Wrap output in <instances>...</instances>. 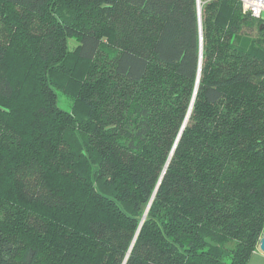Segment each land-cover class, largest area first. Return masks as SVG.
<instances>
[{
  "label": "trees",
  "instance_id": "1",
  "mask_svg": "<svg viewBox=\"0 0 264 264\" xmlns=\"http://www.w3.org/2000/svg\"><path fill=\"white\" fill-rule=\"evenodd\" d=\"M200 4L0 0V264H248L264 21Z\"/></svg>",
  "mask_w": 264,
  "mask_h": 264
},
{
  "label": "built area",
  "instance_id": "2",
  "mask_svg": "<svg viewBox=\"0 0 264 264\" xmlns=\"http://www.w3.org/2000/svg\"><path fill=\"white\" fill-rule=\"evenodd\" d=\"M242 4L243 11L249 12L253 16L263 18L264 0H239Z\"/></svg>",
  "mask_w": 264,
  "mask_h": 264
},
{
  "label": "crops",
  "instance_id": "3",
  "mask_svg": "<svg viewBox=\"0 0 264 264\" xmlns=\"http://www.w3.org/2000/svg\"><path fill=\"white\" fill-rule=\"evenodd\" d=\"M264 21V16H263ZM248 264H264V252L258 247L251 255Z\"/></svg>",
  "mask_w": 264,
  "mask_h": 264
},
{
  "label": "water",
  "instance_id": "4",
  "mask_svg": "<svg viewBox=\"0 0 264 264\" xmlns=\"http://www.w3.org/2000/svg\"><path fill=\"white\" fill-rule=\"evenodd\" d=\"M198 10H199V17H200L199 18L200 19L199 20L200 21V27L202 29V26H201V4H200V0H198ZM259 247L264 252V231H263V234H262L260 242H259Z\"/></svg>",
  "mask_w": 264,
  "mask_h": 264
},
{
  "label": "rangeland",
  "instance_id": "5",
  "mask_svg": "<svg viewBox=\"0 0 264 264\" xmlns=\"http://www.w3.org/2000/svg\"><path fill=\"white\" fill-rule=\"evenodd\" d=\"M60 103L63 104L65 107L68 105L69 103V99L68 97H66L65 95H60Z\"/></svg>",
  "mask_w": 264,
  "mask_h": 264
}]
</instances>
